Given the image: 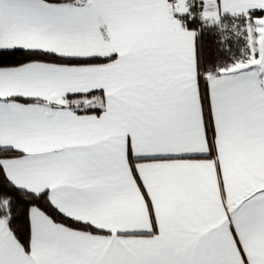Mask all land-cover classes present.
Returning <instances> with one entry per match:
<instances>
[{"label": "snow or ice", "instance_id": "1", "mask_svg": "<svg viewBox=\"0 0 264 264\" xmlns=\"http://www.w3.org/2000/svg\"><path fill=\"white\" fill-rule=\"evenodd\" d=\"M0 264H264V0H0Z\"/></svg>", "mask_w": 264, "mask_h": 264}]
</instances>
